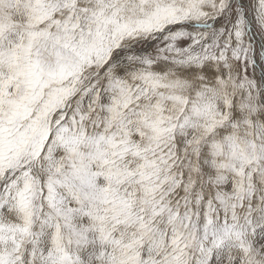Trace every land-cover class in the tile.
Masks as SVG:
<instances>
[{"label": "snow or ice", "instance_id": "snow-or-ice-1", "mask_svg": "<svg viewBox=\"0 0 264 264\" xmlns=\"http://www.w3.org/2000/svg\"><path fill=\"white\" fill-rule=\"evenodd\" d=\"M0 264H264V0H0Z\"/></svg>", "mask_w": 264, "mask_h": 264}]
</instances>
